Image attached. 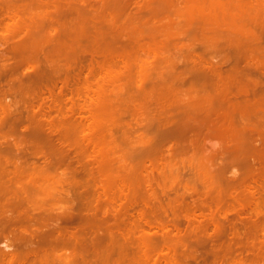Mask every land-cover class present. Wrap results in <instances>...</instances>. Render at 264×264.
Masks as SVG:
<instances>
[{
  "label": "rangeland",
  "instance_id": "obj_1",
  "mask_svg": "<svg viewBox=\"0 0 264 264\" xmlns=\"http://www.w3.org/2000/svg\"><path fill=\"white\" fill-rule=\"evenodd\" d=\"M44 1L51 5L45 7L41 0L43 8L37 0H0V155L4 163L18 161L17 190L22 193L28 216L22 224L28 232L42 226L36 232L44 233L51 223L48 218L64 227L72 223L60 217L71 206L74 192L65 173L74 167L79 172L82 164L85 175L80 173L78 186L83 200L103 209V218L98 217L103 232L129 229L133 237L170 236L184 242L157 244L151 252L157 256L156 264H173L172 258L176 264H264V0H85V4L71 0L77 8L61 0L72 11L68 14L61 4L59 9L68 14L61 20L56 11L49 13L60 0ZM13 3L26 9L9 14L6 9ZM51 14L59 15H54L58 20ZM78 29L81 33L85 29V35ZM72 31L80 46L76 43L78 49L69 52L72 43H65L72 39ZM95 31L107 40L95 37L98 42H91ZM59 43L68 52L52 47ZM118 56L123 63L128 61L127 69L110 80L105 77L111 73L106 57L115 62ZM96 62L106 63L105 72L97 67L104 73L95 70ZM115 70L120 74L119 68ZM221 86L226 90L222 92ZM89 89L94 96L99 94L95 106L87 100L95 116L90 123L85 120L92 115L85 109L88 102L83 103ZM78 102L85 107L80 109ZM174 105L175 116L189 123L187 127L176 129L180 124L174 122L180 121L173 120L172 110L168 112ZM166 115H173L169 120L176 132H171V121L162 124L168 123ZM47 119L55 122V139L50 136L56 141L48 138ZM86 122L94 123L92 131ZM138 133L148 136L143 152L141 146L135 149L140 145H134ZM122 150L129 153L127 175L125 163L118 169ZM191 155L194 163H203L212 187L180 164ZM170 159L171 165L177 162L182 183L165 174L172 179L166 178L168 183H177L166 187L162 178L163 189L158 171L161 165L168 170ZM146 166L154 169L147 170L151 179L154 176L148 183L152 188L139 184ZM148 188L157 198L148 194ZM73 224L77 225L72 223L71 229ZM31 226L38 227L34 231ZM7 232H0V241L2 233L8 236L13 264L94 259V252L73 249L66 238L44 233L45 238L38 239L36 232L34 239L28 233L14 238ZM36 245L44 253L43 263H34L36 258L28 254ZM0 264L8 263L0 258Z\"/></svg>",
  "mask_w": 264,
  "mask_h": 264
},
{
  "label": "bare ground",
  "instance_id": "obj_2",
  "mask_svg": "<svg viewBox=\"0 0 264 264\" xmlns=\"http://www.w3.org/2000/svg\"><path fill=\"white\" fill-rule=\"evenodd\" d=\"M38 2H37V5L38 6H40V4H42L43 2H45L44 0L42 1L41 0V2H40V0H37ZM52 1V0H51ZM54 1V0H53ZM53 1H52V3H53ZM64 1V0H63ZM80 0H78L77 2H79ZM82 1V0H81ZM85 0H83V2H84ZM57 1H55V3H56ZM60 2L61 3H56V5L58 4V5H60L61 6V4L64 6V7H66L65 5H64V3H62V1L60 0ZM74 2V1H73ZM15 3V2H14ZM14 3H13V7H11L12 5H10V6H8L7 7V12L10 14V11H11V13H14V11H15V13L14 14H17L16 13V11H18V10H20V12H22L23 11V9L25 10L26 9V6H25V4L23 5V3L21 4L22 6H25L24 8L22 7L21 9H19L20 7H17L19 4H20V2H19V4L17 5V6H15L14 5ZM67 3H70L71 4V0H69V2L68 1H66L65 2V4L66 5H69V4H67ZM82 2H80V4H81ZM45 4H47V2H45L44 3V5ZM49 4V3H48ZM76 4V5H75ZM77 4L78 3H76V1H75V3H72L71 5L72 6H76V8L78 7L77 6ZM84 4H85V2H84ZM51 4H49V6H50ZM56 5H53L54 6V9L53 8H50V12L49 13H52L53 14V10H54V12L55 13H57V14H60V17H58L57 16V14L55 15V17L57 16L58 17V19L60 18V20H61V15H65L62 19H65L66 18V15H68V14H70L72 11H70L69 12V10L72 8L71 7V5H69L71 8H68L67 9V7L66 8H64V10L66 9V11L67 12H69L68 14H67V12H65L64 13V11L63 10H60V9H63V7L61 8L60 6H56ZM20 6V5H19ZM42 6H43V4H42ZM42 6H40V7H42ZM48 5H45V7H47ZM48 6V7H49ZM44 7V9L46 10V12H47V8H45ZM58 9H57V8ZM43 8V7H42ZM55 8H56V10H55ZM60 8V9H59ZM76 8H73V12L74 11H76ZM12 10H14L13 12H12ZM58 10L59 11H61L60 13H58ZM63 11V12H62ZM62 13H64V14H62ZM14 14H12V16H15ZM52 14L50 15V17H53L55 20H58V19H56L55 17H54V15L52 16ZM18 15H19V11H18ZM13 19H14V17H13ZM52 19V18H51ZM55 20H53V22L55 21ZM60 20H59V22H60ZM58 21L55 23V24H57V23H59ZM59 25V24H58ZM82 28V26L79 28V29H81ZM79 29H78V34L79 33H81V31H79ZM85 29H83L82 31H83V33H81V34H83V35H85L84 34V32H86V31H84ZM77 31V30H76ZM76 31H72V33H68V35L69 34H72L71 35V37H72V39L74 40H72L71 39V37L69 38V43L68 42H66L65 43V45H69L70 43H72V45L69 47L68 46V48L69 49H67V50H69V52H72L71 51V49L72 50H74V48H76V49H78L77 47L78 46H80V45H78V40L76 41V39H78L77 38V35L74 37V34L76 33ZM96 32V31H95ZM97 33L99 34V35H97ZM94 35H97V36H94ZM103 35V34H102ZM70 36V35H69ZM79 36V38H81L82 39V36L80 37V35H78ZM94 36V37H93ZM93 36H91L90 37V40H91V42L92 41H96V42H98V40L99 41H102V39L104 40V41H106L107 39H106V36L105 35H103V38L101 37L100 38V36H101V33H99V31H97L96 33H94L93 32ZM93 37V38H92ZM97 38V37H99V38H97L98 40H94V38ZM31 38V37H30ZM56 38H59V36H57V37H54V39H56ZM83 38H84V36H83ZM92 38V39H91ZM80 39V40H81ZM106 39V40H105ZM115 39V38H114ZM112 40H113V37H112ZM55 41V40H54ZM56 41H59V39H56ZM55 41V42H56ZM54 42V43H55ZM68 43V44H67ZM76 43H77V45L78 46H76ZM93 43H95V42H93ZM57 44H58V42H57ZM62 44H64V43H62ZM80 44V43H79ZM52 45H54V44H52ZM61 44L59 43V45H56L55 44V47L54 46H52L53 48H57L58 50H59V52L60 51H63L64 49L63 48H65V47H67V46H62L61 48L59 47ZM58 46V47H57ZM54 49V50H55ZM61 49V50H60ZM63 49V50H62ZM65 49V50H66ZM76 49H75V51H76ZM81 48L79 47V50H80ZM64 50V52H68V51H65ZM55 51H57V50H55ZM93 51H95V50H93ZM91 52L92 54L91 55H93V53L94 52ZM74 52V51H73ZM105 52V51H104ZM96 54H99V52L97 53V50H96V52H95ZM103 53V52H102ZM95 55V54H94ZM100 55H101V52H100ZM105 55V54H104ZM124 56V55H123ZM105 57V56H104ZM119 57H121V56H118L117 58H116V60H115V58H114V60H115V62L113 61V59L112 58H110V60H112V62H114L113 64L112 63H110V60H109V62H107L108 60H107V57H106V63L108 64V65H110V66H108V65H106V69L107 70H109V67H111L110 68V70H109V72H111L110 74H106V73H108V72H106L105 74L107 75V76H105V77H107V78H109L110 80H114V78L116 77V74L119 76V75H121V73H123V69H124V67L127 69V67H126V63L128 62V61H124V63H123V57H122V59H121V61H120V58ZM93 58H94V56H93ZM92 58V59H93ZM118 58H119V60H118ZM95 60V59H94ZM105 60V59H104ZM117 61H119L120 63H122V64H125V66H122L123 68H120L121 67V64L119 65V62L117 63ZM97 64H96V71L98 70V68L97 67H101L102 69H103V71L105 72L106 70H104L105 69V65L104 64H106V63H102V64H100L99 65V63L98 62H96ZM53 64V63H52ZM91 64V63H90ZM117 65V66H115V65ZM93 63H92V65H90V68H91V70L92 69H94V67H93ZM101 65H103V66H101ZM112 65H114L115 66V69H117L118 70V68H119V70L118 71H120V74H118L117 72L114 74L112 71H114L115 69L114 68H112ZM119 65V66H118ZM53 66V65H52ZM93 68H92V67ZM107 66H108V68H107ZM116 67H118V68H116ZM89 68V69H90ZM100 69V68H99ZM102 69H100L101 71H102ZM111 69H113L112 71H111ZM126 69H124V70H126ZM101 71H97V72H101ZM102 71V72H103ZM116 71V70H115ZM122 71V72H121ZM91 72V71H90ZM103 72V73H104ZM102 73V76L104 75ZM112 77H111V76ZM34 77H36V76H33V78ZM111 77V78H110ZM103 78V77H102ZM106 78V79H107ZM113 78V79H112ZM108 79V80H109ZM96 85V84H95ZM97 86V85H96ZM225 87V86H224ZM221 88L223 89L222 90V92L224 91V90H226L225 88H223L222 86H221ZM90 90H92V89H89V91ZM88 91V90H87ZM86 92L85 94H86V96H87V98H88V94L87 93H89V97H93L94 95V92H93V90H92V92H93V94L91 93V91L90 92ZM95 93H97L96 91H95ZM93 95V96H91V95ZM97 95V96H96ZM92 99H87L86 98V96H84L86 99L84 100V98H83V103H85L84 105H86L87 104V102H88V107H85L84 105H83V103H82V105L85 107V109L87 108V109H90V111L89 110H87V111H89V112H91L90 114H92L91 116L89 115L88 117L89 118H85V120L86 121H88L87 119H89V123H90V121L92 120V116H94V114H93V107H89L90 106V104H91V106H95V102H94V98H96V97H98L99 96V94H96ZM97 99V98H96ZM87 100H93V102H94V104H93V102L92 103H90L89 104V101H87ZM85 101H87V102H85ZM96 101V100H95ZM71 103L72 104H74V102H72L71 101ZM76 103V102H75ZM79 104H80V102H78ZM81 104L80 105H78L79 107H80V109H82V106ZM177 106V105H176ZM175 107V105L173 106V108L172 109H170V110H168V112L170 111L171 112V110H172V112H173V114H174V109H178V107H176V108H174ZM92 108V109H91ZM84 109V108H83ZM84 109V110H85ZM171 114V113H170ZM169 114V115H170ZM171 116V115H170ZM81 118V120L80 121H82V120H84V117L82 118V116H80ZM92 117V118H91ZM95 117V116H94ZM167 115L165 116V119H168L167 120V122L168 121H173V120H175L176 119V121L178 120V121H180V119H179V116H177V114H176V116H175V114H174V119H173V115H172V117H167ZM91 118V119H90ZM169 118L170 119H173V120H169ZM181 118V117H180ZM47 120H50V122L49 121H47ZM46 121H47V128H48V138H51L50 139V141L52 142L54 139H55V134H54V132H56V130H55V127H54V125H55V122L53 121V122H51L52 120L51 119H47ZM84 120V121H85ZM95 120V118H93V121ZM158 120H160L161 122H162V120L163 119H158ZM181 120H182V118H181ZM184 120V119H183ZM83 121V122H84ZM159 121V122H160ZM166 120H164V122H165ZM88 122H86V123H88ZM92 122V121H91ZM95 122V121H94ZM161 122H160V125H161ZM180 122H182V123H180ZM180 122H178L177 124H176V122H174L175 123V125H189V123H187V122H185V121H180ZM186 124H185V123ZM45 123L46 122H44V124L43 125H45ZM88 123V124H89ZM170 122H168L167 124H166V122H165V124L164 123H162L163 125H168ZM92 125H90L89 127L91 128V131H92V129H94V123H91ZM158 125V124H157ZM160 125L158 126V127H160ZM173 125V122H172V124H170V127H171V132L173 131H175V129L173 130L172 128H175V127H173L172 126ZM174 125V126H175ZM180 125H179V127L178 128H176L177 130L179 129V128H183V126L182 127H180ZM176 126V127H177ZM184 126V127H185ZM186 126V127H187ZM45 127V126H44ZM13 128V127H12ZM139 131L141 130V129H138ZM137 130V131H138ZM138 131V132H139ZM180 131V130H179ZM179 131H177V132H179ZM182 131V132H181ZM181 131L179 132V133H181V134H184V132H185V130H183V129H181ZM145 132V131H144ZM143 131H142V134L143 135H145V133H144ZM172 132V133H173ZM176 132V131H175ZM50 133H52V136H53V134H54V139L52 138V136H50ZM180 134V135H181ZM138 135H140V133H138L136 136H137V138H136V140H135V137H134V140L136 141V143L134 142V145L135 144H137V145H139V146H135V149L138 147V148H140V146H141V148L139 149V150H141L140 152H143L142 151V149L144 150V149H146V148H144V147H146L145 145L148 143V141H147V137L148 136H143V135H140L139 137H138ZM176 135H178V136H180L179 134H176ZM143 137V138H142ZM1 138H4V136L3 137H1ZM143 139H144V141H143ZM57 140V139H56ZM56 140H54V141H56ZM60 140V139H59ZM61 141H62V138H61ZM145 141H147V142H145ZM145 142V143H144ZM1 143V142H0ZM144 144L143 145V148H142V145L141 144ZM14 144H15V142H14ZM13 144V145H14ZM17 145V149H18V144H16ZM16 145H15V147H16ZM133 145V144H132ZM1 146V145H0ZM125 150V149H124ZM136 150H138V149H136ZM0 151H2L1 150V148H0ZM126 151V150H125ZM122 153H124V156H121V157H118V158H120V159H118V161H119V167H118V169H120L121 167H125L126 166V169L125 168H123V171H124V174L126 173V175H127V173L129 174L130 172H131V170L130 171H128V169H127V166L129 165L130 166V164H128L129 162H128V160H126V158H127V156L129 155V153H128V151H127V155H125L126 154V152H124L123 150L121 151V155H122ZM1 156V155H0ZM126 156V157H125ZM129 157V156H128ZM178 157H180V156H178ZM193 156L191 155V157L189 156L187 159L185 158V160L186 161H182V162H180V164H183L182 166H184V168L186 169L187 168V171L191 174V176L192 177H194V178H197L198 180H200V181H202V182H204L205 184H206V186H208V187H212V185H213V181H212V178H211V176L209 175V173H207L206 171L207 170H205V168H204V166H203V163H194L193 162V158H192ZM181 158H182V160H184V158H183V155H181ZM76 159V161H78L77 160V158H75ZM129 159V158H128ZM3 159H2V156L0 157V232L2 231V232H4V234H5V232H7L8 233V235H10V234H12V235H14V238L15 237H18V236H21V234H24V233H28V234H30V236L32 237V239H34L33 237H35V236H37L38 235V232H36L38 229H41L42 230V226L41 227H34V226H31V227H34V228H32V230L34 229V231L36 230L35 228H37V230L35 231L36 232V234L37 235H35V232L33 233V232H31L30 233V231L28 232V229H27V227L26 226H24V224H22V223H24V221H25V219H27V214H26V212L23 210V208H22V206H23V198H22V193H19V191L17 190L18 188H19V186H20V184H21V179H18V174H17V166H18V161H13V162H11V161H5V163L2 161ZM64 159H60L59 161H63ZM123 160H125V161H123ZM130 161V160H129ZM168 161H170V163L168 162ZM167 162L169 163V164H167L166 162H164V163H166L167 165H169L168 167L171 169H169L168 168V170L166 169L165 171H166V173H163V172H165L164 171V169L163 168H165V165L164 166H160V170H159V168H155L159 173V175H160V178H161V180H160V178H159V181H162L163 182V179L165 178V180H166V178H168V177H166L167 175H171L172 177H170V178H173V180L172 179H170V178H168L169 180H172V181H177V180H180L181 179V177H180V175L178 174L179 172H180V170H179V172H178V169H179V167L177 166L178 164H177V162H172V163H174V164H172L171 165V159L170 160H168ZM81 163V160H79L78 162H77V164H80ZM97 163V162H96ZM123 163V164H122ZM124 163H125V166H124ZM160 164H163V163H160ZM8 165H13L14 167V169H12V170H9L7 167H8ZM82 165V164H81ZM81 165H79V169L81 170H79V172H78V168H76V167H74V168H72L71 170H73V172H70L69 174L68 173H65V175H70L68 178H66V180L68 181V182H70L71 183V186H73V188H74V192H73V194H72V197H71V206L68 208V210L67 211H65L60 217H62V218H65V219H67V221L69 220V221H71L72 223H77V225H74V228H72L71 229V224H68L69 226H67V227H64V224H60V222L62 221V219H58V221H60L59 222V224L61 225H58V222L57 221H54V222H56V223H53V221H50V218H48L49 219V222H51L52 224H54V225H52L51 223H50V226H48L49 224H47V226L46 227H49V228H47L46 229V231H48L47 233H45V234H47V236L48 235H56V236H59V237H62V238H66L67 240H68V242H69V244L71 245V247L73 248V249H76V250H80V251H82V250H91V252H94L95 254H94V259H91V260H84V259H81V260H79L78 262H77V264H156V262H157V256H156V254H152L151 252H154L155 251V248H156V246H157V244H161V242L162 243H164V244H166V245H168V244H183L184 245V242L180 239V238H173V237H170V236H168V237H163L162 239H160V238H158V237H147V236H145V235H140V236H137V237H133L132 236V233H133V231L132 230H125V231H120V230H118L117 231V234L116 233H114V231H113V229L112 228H106L105 229V231L103 232V224L101 225V224H98V223H100V221H99V219H98V217L100 216L101 218H103L102 216V214L100 215V213H103V209H102V212H100L101 210H100V208H99V206L98 205H96V204H94L93 205V203L92 204H90L89 203V201H85V200H83V197H82V194H83V192L81 191L82 189L81 188H79V184H80V176H82V174H84V173H82V167H81ZM121 165H123V166H121ZM151 165V164H150ZM166 165V166H167ZM128 166V167H129ZM81 167V168H80ZM147 168L149 167V166H146ZM146 167H144V170H142V172L144 173V175L142 174V172H141V174H142V176H143V178L144 179H141L142 178V176L140 175V177L138 176H136L137 177V179H138V181H137V184H136V187H138L139 186V184H143L144 183V185H146V186H148V187H151V186H149L150 185V183H151V181L153 180V178H154V176L152 177V179H151V176H152V174L150 175V173H148V171L147 170H149V169H153V166L152 167H150V168H146ZM157 167H159V166H157ZM76 168V169H75ZM129 168H131V167H129ZM137 168V167H136ZM162 169V170H161ZM76 170V171H75ZM122 170V169H121ZM120 170V171H121ZM125 170H126V172H125ZM170 170V172H169V174H168V171ZM119 171V170H118ZM150 171H152V170H150ZM153 171H154V169H153ZM156 171V172H157ZM135 172V171H134ZM80 173H82V174H80ZM146 173V174H145ZM165 174H166V176H165ZM189 174V175H190ZM85 175V174H84ZM133 175V174H132ZM163 176H165V177H163ZM182 177L184 176V175H181ZM79 178V179H78ZM82 178V177H81ZM133 178H134V176H133ZM142 180V182H141V180ZM163 178V179H162ZM82 180V179H81ZM95 180V179H94ZM134 181L136 180V178H134L133 179ZM139 180H140V183H139ZM164 180V182H167V185H166V187L170 184V182L171 181H169V183H168V181L166 180L165 181ZM96 181V180H95ZM157 181H158V179H157ZM158 181V182H159ZM158 182H157V184H158ZM164 182L163 183H161V182H159V186L161 187V188H163V189H165L166 187H165V184H164ZM180 182L182 183V181L180 180ZM136 183V182H135ZM139 183V184H138ZM148 183H149V185H148ZM171 183H177V182H171ZM119 185V184H118ZM164 185V186H163ZM145 186V188H147ZM80 189H78V188ZM165 187V188H164ZM72 188V189H73ZM78 190H77V189ZM152 188V187H151ZM151 188H148V190L147 191H149L150 190V193L148 192V194H150L151 196H152V198L154 197V198H157V194L155 193L156 191L154 190V189H152L151 190ZM162 189V190H163ZM154 190V191H153ZM78 191H81L80 193L78 192ZM164 191V190H163ZM67 195H68V193H67ZM14 196V197H13ZM10 198L11 199V197L12 198H14L13 200V202H12V200H9L10 202H12L13 204H10V202L8 203V199H6L5 200V198ZM4 201H6L7 203H4ZM4 203V204H3ZM7 204H9V205H7ZM5 205V206H4ZM6 206H7V208H6ZM9 206H10V208H9ZM13 206V207H12ZM97 206V207H96ZM11 207H12V209H11ZM97 208H98V210H97ZM8 210H12V213L11 212H9V216H8ZM99 212V215L97 216V213L96 212ZM60 217H58V218H60ZM51 220H53V219H51ZM103 220V219H102ZM101 220V221H102ZM45 223H48V222H45ZM103 223V222H102ZM65 225H67V224H65ZM72 225V226H73ZM99 225H101L100 227L101 228H99ZM51 226H52V228H51ZM63 226V227H62ZM76 226V227H75ZM68 227H70V228H68ZM175 229H177L176 227H174ZM164 230L165 231H167V228L165 227L164 228ZM40 231V230H39ZM41 233L42 234H39L37 237H38V239H42L43 237H44V233L41 231ZM1 234V233H0ZM3 233H2V235L3 236H1V237H3L2 238V240L0 241V245L2 246L1 248H0V258H1V260L3 261V262H6V263H8V264H13V262L15 261V257H14V253H12L11 251H10V249H11V247H12V245L9 243V241H8V236L6 235H4ZM44 234V235H43ZM35 235V236H34ZM41 235V236H40ZM45 238V237H44ZM35 239H37V238H35ZM34 240L35 242H39L40 243V240ZM33 241V242H34ZM32 241H31V244L33 243ZM35 242L33 243V244H35ZM37 242V245L39 244ZM41 244V243H40ZM39 244V245H40ZM37 245L36 246H32V247H34V248H36V250H34V248L32 249H30V251L28 252V254H30V255H33L36 259H34V263H43L42 262V256H44V253L42 252L41 253V251H39L38 252V250H37V248H39V247H37ZM39 250H41L40 248H39ZM38 253L40 254L39 256H41L42 254V256L41 257H36L37 255H38ZM172 257H174V256H172ZM254 258H261V255H259V256H254ZM173 259V261H172V263L173 264H176L177 263V261L175 260V258H172ZM166 261V260H165ZM19 263L20 264H22V261H19Z\"/></svg>",
  "mask_w": 264,
  "mask_h": 264
}]
</instances>
